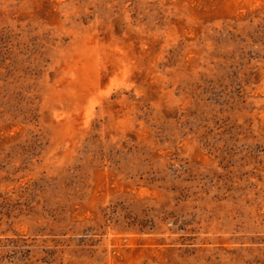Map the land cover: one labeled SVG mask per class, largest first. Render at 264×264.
<instances>
[{
	"label": "rangeland",
	"instance_id": "374dc122",
	"mask_svg": "<svg viewBox=\"0 0 264 264\" xmlns=\"http://www.w3.org/2000/svg\"><path fill=\"white\" fill-rule=\"evenodd\" d=\"M0 264H264V0H0Z\"/></svg>",
	"mask_w": 264,
	"mask_h": 264
}]
</instances>
